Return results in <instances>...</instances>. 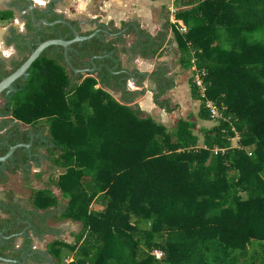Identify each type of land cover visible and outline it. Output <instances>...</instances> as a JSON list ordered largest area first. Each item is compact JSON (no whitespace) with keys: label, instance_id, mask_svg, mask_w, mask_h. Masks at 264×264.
I'll return each mask as SVG.
<instances>
[{"label":"trees","instance_id":"1","mask_svg":"<svg viewBox=\"0 0 264 264\" xmlns=\"http://www.w3.org/2000/svg\"><path fill=\"white\" fill-rule=\"evenodd\" d=\"M175 3L186 7L175 13L184 34L168 18L154 36L136 24L109 23L110 35L75 44L72 67L95 64L93 74H75L62 52L44 51L33 63L3 111L10 121L0 128L13 124L0 156L28 142L21 124L39 130L46 139L39 138V148L62 170L52 182L59 197L30 187L26 210L8 191L0 231L11 235L30 226L35 235H54L50 222H78L73 244L47 245L59 260L63 248L70 250L71 261L59 264H264V0ZM170 33L181 68L192 73L190 97L200 103L196 116L179 118L172 130L133 108L149 80L153 104L176 110L164 97L176 86L168 66L147 76L126 73L120 63L123 54L159 57ZM130 34L134 41L126 47ZM131 74L136 90L127 88ZM205 99L220 118L210 117ZM198 121L214 124L198 128ZM13 159L2 170L0 164V185L21 172L30 186L26 151L16 149Z\"/></svg>","mask_w":264,"mask_h":264},{"label":"flooded vegetation","instance_id":"2","mask_svg":"<svg viewBox=\"0 0 264 264\" xmlns=\"http://www.w3.org/2000/svg\"><path fill=\"white\" fill-rule=\"evenodd\" d=\"M63 2L64 0H0V26L5 29V32L2 34L1 40L3 41L6 52H10V55L7 56L0 55V81L17 70V68L20 67V65L30 56L32 51H34L40 43L50 39H62L65 41H69L74 38L73 33L66 24L60 22L53 26H47L42 22V20H46L49 23L57 21L68 22L71 24V26L76 28L80 36H87L101 29L109 31L108 24L89 22L86 20H82L80 17L67 15L68 10L65 9V4ZM69 13L73 12L70 10ZM82 26H86L88 30L82 31ZM65 28L67 30H64ZM46 34H51L53 36L50 38H45ZM106 35L107 34L103 33L101 36ZM82 43H72L68 45L69 60V54L75 50L74 45H81ZM44 51H48L51 56H54V54L56 53L62 52L64 57V50L59 46H50ZM43 52L41 53V55L43 54ZM40 56H38L35 61H39ZM95 57L99 58L103 56ZM92 60L93 59H90V62ZM33 63L31 64V66L33 65ZM31 66L29 67V69L31 68ZM91 68L87 67L85 69ZM29 69L27 70V75L25 77L21 76L11 84L12 90L6 89L0 93V126H2L5 121H10V117L6 116L3 111L10 106L13 95L21 89L20 83L28 79ZM9 123L10 125L13 124V122ZM10 125L4 127L3 129L0 128V146L8 145V139L10 136V132L8 131ZM37 125H39V122ZM20 129L28 133L29 139L28 142H20L18 144L28 145L31 143V145L29 147L19 148H23V150L26 151V154L29 158L28 163L31 164L33 161L37 160L39 152L44 149L39 148V138H41L42 141H46V139H44V135L39 134V130H36L33 127L21 124ZM35 142L38 143L34 147ZM33 149H35V151H33ZM14 161V159L8 160L5 166H7L9 163L13 164ZM5 166L1 167V170L4 169ZM27 227L22 229V231L19 233L7 235V238H2L0 240V251L2 250V254H0V257H4L5 255L9 256L5 253L15 251L16 235L25 233ZM10 245L12 246L10 247ZM5 247H9V249Z\"/></svg>","mask_w":264,"mask_h":264},{"label":"crops","instance_id":"3","mask_svg":"<svg viewBox=\"0 0 264 264\" xmlns=\"http://www.w3.org/2000/svg\"><path fill=\"white\" fill-rule=\"evenodd\" d=\"M82 2L83 10L81 13H84V15L86 16V19L83 20L89 22H99L102 24L112 23L113 26L116 28H120L122 23H129L131 25L136 24L152 36L156 35L157 32L161 29V26L165 22L166 18L169 19V0H82ZM175 5L182 9L186 8L185 6L180 7L179 5H177V3H175ZM74 7L77 6L74 4ZM93 7L96 8L95 12L92 11ZM168 40L169 44L165 45L160 56L153 60H144L136 55L123 54L120 55V63L122 69L127 72L131 73L132 71H137L139 73H146L147 76H149L150 73H152L153 70L159 65H167L170 70V74L174 77L176 86L174 87V89L167 92L164 97L168 98L171 101V104L175 106L177 104L173 103H178L177 98H179V93L181 90L180 88L183 86V89H185L187 85H185V81L183 80L184 75H182L181 72H173L174 68L171 66L172 64L171 62H169V60L172 59V55H174V52L177 49L175 42L172 41L171 33L168 36ZM133 41H131L130 43L126 42V47H129ZM130 80H132V78ZM132 81L134 83L130 87V90H136V81L135 79H133ZM143 86L145 89V94L142 97L138 98L137 102L140 105L141 103H143L146 107L144 101H152V93L149 90L153 89V86L151 85L149 80H146ZM169 93L170 95H168ZM8 191L13 192L11 188H3L0 191V219H5L8 215V213L4 211L6 209L4 205L5 203H7V198L5 194ZM13 194V202L15 204L25 208L26 210H31L29 196L27 198H22L21 196H17L14 192ZM27 222L28 221H25V223ZM68 223L70 222H67V225ZM49 225L58 229V232L54 235L39 236L35 235L32 230H27L29 229L28 226L25 233L16 235L15 251L10 253L6 252L5 254H8L9 256L5 255L6 257H2L7 260H5L4 262L0 261V264H13L14 261L16 264H59L58 259L52 256L47 250V245L49 244V242H45V240L42 239L46 236H53L54 240H61L62 242H64L60 238V236H62V230L58 227V221L50 222ZM71 226H74V224H71ZM0 232L3 236L2 237L0 235V240L2 238H7L5 231ZM62 237L64 238V235ZM23 258H25V262L23 261ZM68 259L69 261H71V257H69ZM10 260H13V262H11Z\"/></svg>","mask_w":264,"mask_h":264},{"label":"rangeland","instance_id":"4","mask_svg":"<svg viewBox=\"0 0 264 264\" xmlns=\"http://www.w3.org/2000/svg\"><path fill=\"white\" fill-rule=\"evenodd\" d=\"M77 1V2H76ZM65 4V9L68 10L67 15L70 16H76L80 17L82 20L86 19V16L82 12V6L83 2L82 0H64L63 2ZM74 4L77 7H74ZM79 4V5H78ZM79 6V7H78ZM71 7V8H70ZM72 11L73 13H69V11ZM81 10V11H80ZM88 10V9H87ZM89 11V10H88ZM92 11L95 12L96 8L93 7ZM105 19V18H104ZM106 20V19H105ZM89 27V26H88ZM82 31L88 30L86 26L81 27ZM5 32V29L0 26V55L4 56V53L6 52L5 47L3 45V41L1 40L2 34ZM134 40V35L130 34L125 37V41L127 43H130ZM10 50V49H9ZM8 50V51H9ZM5 51V52H3ZM171 62V66L174 68L173 72L176 73H182L184 75L183 80L185 81V89H183V86L180 88L179 98H177L178 103L172 101L173 104H177L175 106L176 110L172 113H166L163 110L156 108L152 101L146 100L144 103L146 104V107L143 103L141 105L137 102V100L134 103L138 104V107L142 110L143 116H150L152 119H154L156 122L164 125L167 129L172 130L175 127V123L179 118H185L188 114L192 113L193 115H197L198 109H199V102L194 101L190 97L189 93V86H188V80L192 77L191 70H184L181 68V65L179 64L178 55L176 51L174 52V55H172V59L169 60ZM184 73V74H183ZM133 81H128V86L131 87L133 85ZM186 90V91H185ZM113 97L115 99H118V94H113ZM170 95V93L168 94ZM133 103V104H134ZM198 128H210L214 122H207V121H198ZM41 124H45V120L41 121ZM22 127V126H21ZM199 144H201V138H199ZM233 145H237L236 139L232 140ZM46 152L44 149H42L37 157V160L33 161L30 164V170L28 173V177L30 178V186H28L24 180H23V174L21 172H18L14 175L9 176V181L3 185L0 186V191L3 188H11L13 192L17 196H21L22 198H27L30 193L31 189L41 190L44 188H48L52 190L57 198L59 197V191L58 189L52 184L53 180L56 179L57 175L62 172L61 169H57L51 165L49 160H47ZM38 174V175H37ZM40 174V176H39ZM58 227L62 230V236L64 235V238L60 236V238L64 241L65 244L71 245L74 243V234L77 233L81 225L78 222H73L71 220H59ZM67 222L68 223L67 225ZM71 224H74V226H71ZM42 240H45V242H52L54 240L53 236H46ZM69 257H71V252L67 248L62 249L60 260L63 263H68ZM70 262V261H69Z\"/></svg>","mask_w":264,"mask_h":264},{"label":"water","instance_id":"5","mask_svg":"<svg viewBox=\"0 0 264 264\" xmlns=\"http://www.w3.org/2000/svg\"><path fill=\"white\" fill-rule=\"evenodd\" d=\"M42 22L47 25V26H53L57 23H63L66 24L71 32L73 33L74 38L72 40L69 41H65L62 39H50L47 41H44L42 43L39 44V46L32 51V53L30 54V56L20 65L19 68H17V70H15L11 75H9L8 77L2 79L0 81V93L6 89L12 90L11 88V84L19 77L21 76H26L27 75V70L29 69V67L31 66V64L38 58V56L41 55V53L48 47L50 46H59L62 47L64 50V59L65 62L67 64V66L75 73V74H93L96 71V66L95 64L92 65L91 69H75L72 67L71 62L69 60L68 57V51H69V47L68 45L72 44V43H82L83 41H90L93 37H100L103 33L110 35V32L104 29L101 30H97L87 36H80L79 33L77 32L76 28L71 26L70 23L65 22V21H57V22H53V23H49L46 20H42ZM125 29L121 30L119 32V34H121L123 31H125ZM124 72L128 73L127 71L124 70ZM134 75L131 74V78L132 80L134 79L133 77ZM127 88L130 90V87L127 86ZM133 108L134 109H138V104L134 103L133 104ZM31 145H22V144H17L15 146H12L9 148L8 152L4 155V156H0V164L1 167H4L6 162L8 160H12L13 159V153L14 151L19 148V147H29ZM0 235L2 236V233L0 232ZM3 237V236H2ZM5 258L0 257V261L4 262ZM11 262H13V260H10ZM23 261L25 262V258H23ZM15 263V261L13 262V264ZM16 264V263H15ZM18 264V263H17Z\"/></svg>","mask_w":264,"mask_h":264},{"label":"built area","instance_id":"6","mask_svg":"<svg viewBox=\"0 0 264 264\" xmlns=\"http://www.w3.org/2000/svg\"><path fill=\"white\" fill-rule=\"evenodd\" d=\"M169 1H170V6L168 7L169 20L173 25H175L179 33L184 34L187 31L185 25L183 24L181 20L175 19V13L178 11V7L175 5L176 0H169ZM194 82L196 86L200 88L201 96L205 98V95H204L205 89L198 75L195 76ZM205 107L209 111L210 117L212 119H218L221 117V114L219 113L216 105L212 101L205 99ZM214 153H216V150L214 151ZM154 255L156 258H160L162 254L158 251H154Z\"/></svg>","mask_w":264,"mask_h":264},{"label":"clouds","instance_id":"7","mask_svg":"<svg viewBox=\"0 0 264 264\" xmlns=\"http://www.w3.org/2000/svg\"><path fill=\"white\" fill-rule=\"evenodd\" d=\"M4 55H6V56H7V55H10V52H5Z\"/></svg>","mask_w":264,"mask_h":264}]
</instances>
